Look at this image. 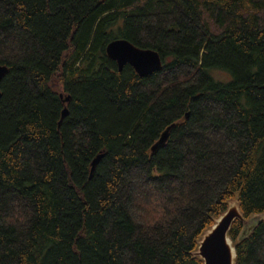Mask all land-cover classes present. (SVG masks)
Segmentation results:
<instances>
[{"label": "trees", "instance_id": "obj_1", "mask_svg": "<svg viewBox=\"0 0 264 264\" xmlns=\"http://www.w3.org/2000/svg\"><path fill=\"white\" fill-rule=\"evenodd\" d=\"M0 66V264H203L233 200L264 264V0H0Z\"/></svg>", "mask_w": 264, "mask_h": 264}, {"label": "water", "instance_id": "obj_2", "mask_svg": "<svg viewBox=\"0 0 264 264\" xmlns=\"http://www.w3.org/2000/svg\"><path fill=\"white\" fill-rule=\"evenodd\" d=\"M107 56L116 62L118 70L121 71L125 65L131 66L137 75L145 77L158 72L161 69V59L159 55L152 50L139 49L125 40H115L110 42L105 49ZM7 68L0 66V82L5 75ZM1 96V93H0ZM68 102V98L64 99ZM67 115L65 108L62 116ZM167 139V131H165L158 142L152 147L155 151L157 147L162 146ZM102 155H98L92 162L91 171L93 172L96 164ZM236 202V203H235ZM259 215L256 218H263ZM235 221L243 222L245 227L248 223L243 219V215L239 209L237 200L231 201L227 209L215 219L214 224L203 233L195 256L199 257L203 264H235L236 251L235 246L229 238V231ZM249 229H245L238 238L246 237Z\"/></svg>", "mask_w": 264, "mask_h": 264}, {"label": "rangeland", "instance_id": "obj_3", "mask_svg": "<svg viewBox=\"0 0 264 264\" xmlns=\"http://www.w3.org/2000/svg\"><path fill=\"white\" fill-rule=\"evenodd\" d=\"M226 74H227V73H226ZM220 76H221L222 79H227V77H226L225 75H223V74H220ZM215 79L218 80V81H221V82H228L230 78H228L227 80H222V79H220V78H215ZM235 203H236V202H235Z\"/></svg>", "mask_w": 264, "mask_h": 264}]
</instances>
